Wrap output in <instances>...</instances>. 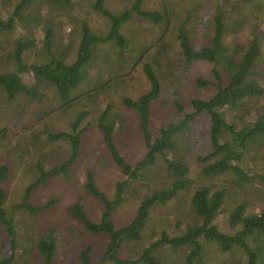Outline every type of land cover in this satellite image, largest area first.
Listing matches in <instances>:
<instances>
[{
	"label": "rangeland",
	"instance_id": "374dc122",
	"mask_svg": "<svg viewBox=\"0 0 264 264\" xmlns=\"http://www.w3.org/2000/svg\"><path fill=\"white\" fill-rule=\"evenodd\" d=\"M18 1L0 0V19H7ZM133 1L106 0L105 6L113 13L118 14L129 7ZM94 2L95 0H71V4L65 10L61 7L52 8L45 0L33 3L25 10L22 19H16V26L13 31H0V73L16 69L13 59L8 58V53L13 50L16 40L24 38H35L34 44L23 54L26 63L45 62L48 59L49 50L58 55L63 54L68 62H73L80 46L81 28L84 22L90 26L92 32L97 34L104 35L110 30V19L95 9ZM165 6L169 9L167 11L174 16L172 17V25H177L185 18L188 10H192L193 18L189 19L188 26L191 32L190 38L196 47L209 41L214 17L220 12H224L227 25L224 35L225 44L231 47L238 42L247 44L254 33L260 35L262 56L256 72L260 86L264 88V0L248 2L240 0H144L143 3L144 9L152 11L164 10ZM38 12L41 15L42 26L40 25V27L35 25V19H33V16ZM237 21L240 22V26L234 24ZM29 25H32L35 30L33 36L30 35L32 28L27 29ZM172 25L171 27L174 29ZM47 26H51L53 29L50 48H46L44 45L43 28ZM162 27L163 25L156 24L133 12L131 18L123 24L121 29L129 41L128 50L124 54H119V49L113 43L99 45L97 57L93 61L94 65L87 70L85 79L74 90L66 106H63L57 93L49 88L51 92L42 101L26 102V115L23 114V119H20L18 125H11L14 134L9 139V145L13 150V145L17 144L19 150L24 149V154L21 158L23 163L17 166L10 177L3 182V187L7 191L4 207L8 211L22 200L26 185L38 178L39 171L36 163L41 161L44 163V167L48 169L69 156V142L67 140H50L46 128H49L51 132H71V122L79 113L87 111L80 124V128L85 129V131L81 135L78 156L71 167L72 175L70 173L68 176L59 175L46 179L32 191L28 200L34 206L41 205L51 198L56 199V203L36 217L25 209H17L13 212L19 244L14 252L13 264H42V257L35 242L49 227L56 230L55 236L59 249L54 264H78V252L87 245L94 247L93 254L95 255L93 256L95 259L102 254L107 242L106 236L85 230L83 232L82 225L77 221L73 222V219L70 218L69 207L74 201L80 199V196H84V199L80 200L85 203L90 218L98 221L103 212V205L97 198L86 194L83 189L87 170L94 173L96 184L109 199L114 197L116 183L126 179L120 167L112 160L103 139V132L97 123L99 114L107 104L112 105V112L114 113L112 117L115 118L114 136L120 153L133 164L144 156L147 147L137 113L125 107L121 98L124 95L136 98L146 89L145 78L141 77V64L135 65V68L131 69L130 56L137 55L141 47L150 45L151 40L157 38ZM176 38V33L169 34L166 55L163 57L164 59L162 58L163 67L160 72L163 74L164 90L152 105L150 128L153 136L157 135L161 126L171 121H178L182 116V113L175 109L171 101L170 92L173 91L174 85L182 86L180 101L185 104L186 111H192L190 105L192 98H209L215 92L213 86L199 89L194 83V79L199 76L213 79L210 63L199 61L188 68L186 63L181 61L182 53L177 46H174L176 45ZM150 52L153 55L154 48L151 47ZM124 61L131 63L126 64L125 68L118 67ZM176 66L180 69L188 68V72L176 83H172L171 80H175L177 77V74L173 72V68ZM112 68L121 72L122 78L119 79L117 87L108 88L109 86H107L108 89H104L101 86L102 81L109 79L107 70ZM21 77L28 85L35 82L32 72L22 73ZM94 89H98L96 91L98 94L93 93ZM87 91L91 95H88ZM2 94L0 89V97ZM260 103L264 104V97H260ZM12 108L13 105L7 104L4 110L6 112L11 111ZM249 109L245 114V120L254 121L258 116V111L253 107ZM21 112H24V100ZM236 113L237 111H226V118L234 121L240 127L239 114ZM118 114L124 116L123 123ZM3 117L0 116V119ZM7 119H9L8 116L2 119L0 122L3 123L0 125H4ZM209 128V117L206 114H201L188 130L177 137L182 142L179 149L176 152L168 151L167 156L181 160L187 158L190 161V187L174 201L166 205H156L151 211L154 213L153 222L156 230L154 236L148 235L142 237L140 241L125 242L119 250L120 256L136 259L140 255L142 247L148 246L160 236L161 227H164L170 236H174L183 233L189 224L200 221L193 210L192 197L195 191L202 187V183L211 186L212 191L222 187L226 190L225 199L222 201L221 209L215 218V223L223 231L234 232L241 228L240 222L233 227L230 221L231 212L240 202L245 203V215L259 214L264 211V178L259 179L257 177H264V143L251 145L240 163L251 177H257L253 181L245 182L244 186H236L235 179L237 177L234 173H228L226 177L210 179L202 174L201 170L204 164L196 159L198 158L197 155H205L211 150ZM224 140H229L235 145L234 139L229 133L223 135L221 141ZM187 143L189 144L188 148ZM190 147H192V152L187 150ZM9 156L11 159L8 163L10 165L16 164L18 161V158H14L17 157L16 152L11 151ZM8 158L6 155L3 161L6 162ZM160 161L161 157L155 166L142 172V177L128 186L126 189L127 198L125 197L123 203L111 213V218L116 225L129 222L133 216V210L137 208V200L140 199L138 197L136 200L138 195L134 194V189L140 188L147 177L149 179L155 177L156 180L159 178L157 181L159 183L164 181L165 170ZM139 191V195L144 192L141 189ZM247 244L252 250H260L257 254L258 264H264V233L255 231L254 235L247 238ZM187 253L188 247L174 250L168 245H163L155 250V255L159 257L162 264H186ZM11 254L10 238L0 224V258L2 256L10 257ZM248 258V253L239 244L233 245L227 251H221L215 244H208L205 247L203 260L198 264H246ZM106 264L115 263L108 261Z\"/></svg>",
	"mask_w": 264,
	"mask_h": 264
},
{
	"label": "trees",
	"instance_id": "16d2710c",
	"mask_svg": "<svg viewBox=\"0 0 264 264\" xmlns=\"http://www.w3.org/2000/svg\"><path fill=\"white\" fill-rule=\"evenodd\" d=\"M37 1L39 0H19L12 14L7 19H0V31H13L16 26V19H22L25 10ZM45 1L49 3L50 7H61L63 10L71 4V0ZM105 1L95 0L93 6L98 12L110 19V30L104 35L97 34L92 32L90 26L84 22L81 28L80 46L73 62H68L65 55H58L49 50V56L45 62L26 63L23 54L25 50L34 44L35 38H24L16 40L13 50L8 53V58L13 59L16 69L0 73V89L3 92L2 97H0V116H4L0 121L5 119L6 116L9 118L4 122V125H0V224L10 238L12 249L10 257L2 256L0 258V264H13L14 252L19 246L13 212L17 209H25L34 214L35 217L39 216L42 211L51 208L57 200L51 198L41 205L34 206L28 202L32 191L50 177L68 176L70 173L72 175L71 167L78 156L81 135L85 131V129L80 128V124L87 111L79 113L71 122V132H51L49 128H46L50 140H67L69 142V156L48 169L44 167L43 162L36 163L39 171L38 178L26 185L22 200L13 205L12 209L8 211L4 207L7 191L3 187V182L10 177L17 166L23 163L21 158L24 154V149L20 148L21 150H19L17 144L13 145V150L9 145V139L14 134L11 125H18L20 119H23V114L26 115V102L42 101L51 92L49 88L57 93L63 106H66L74 90L85 79L87 70L94 65L93 61L97 57L99 45L113 43L119 49L118 53L124 54L128 50L129 41L121 32V29L123 24L131 18L133 12L156 24L163 25L157 38L151 40L150 45L141 47L137 55L130 56L132 63L124 61L123 64L118 66L125 68L126 64L131 63L130 67L134 69L135 65L141 64V77L145 78L146 89L136 98L124 95L121 101L125 107L137 113L147 150L144 156L135 161L134 164L120 153L114 136L115 118L112 117L114 115L112 105L107 104L99 114L97 123L103 132V139L112 160L120 167L126 179L116 183L114 197L109 199L96 184L94 173L87 170L83 189L86 194L97 198L102 203L103 212L100 214L98 221L90 218L85 203L80 200L84 199V196H80V199L74 201L69 207L70 218L73 219V222L77 221L82 225L83 232L85 230L86 232L104 235L107 242L102 254L97 259L93 256L95 254H93L94 247L92 245L82 247L78 252V264H106L108 261L115 264H162L159 257L155 255V250L163 245H168L174 250L188 247L186 264H198L203 260L205 247L208 244H215L221 251L230 250L233 245L239 244L248 253L249 258L246 264H258L257 254L260 250L249 248L247 238L254 235L255 231L264 233V211L259 214L245 215V203L240 202L231 212L230 221L233 227L240 222L242 224L241 228L236 229L234 232L223 231L215 223V218L221 209L222 201L225 199L226 190L222 187L212 191V187L205 183H202V187L198 188L192 197V207L200 221L189 224L183 233L174 236H170L166 229L161 227L160 236L148 246L142 247L141 253L136 259L120 256L119 250L125 242L131 243L140 241L142 237L148 235L154 236L156 230L154 229L152 209L156 205H166L174 201L182 192L189 189L191 183L189 176L190 161L187 158L184 160L169 158L167 152H176L179 149L182 142L177 137L188 130L201 114H206L209 117L211 144V150L207 154L197 155L198 158H196L204 164L201 170L202 174L207 178L214 179L221 176L226 177L228 173H234L237 177L235 179L236 186H244L245 182L253 181L257 177L259 179L264 178L262 176L251 177L240 164L244 159L245 152L251 145L264 143V104L260 103V97H264V88L260 86L258 73L256 72L262 56V39L260 35L254 33L247 44L238 42L233 47L225 44L224 35L227 25L224 12H220L214 17L213 30L209 41L196 47L190 38L191 32L188 26L189 19L193 18L191 9L188 10L183 20L177 25H172V17L174 16L167 11L169 9L166 6L164 10H146L143 8L144 0H134L129 7L116 14L105 6ZM240 1L248 2L251 0ZM33 19H35V25L40 27L41 15L39 12L33 16ZM234 24L240 26L239 21L234 22ZM28 28H32V25L27 26ZM43 30L45 34L44 45L46 48H50L53 29L51 26H47ZM34 32L35 30L32 28L30 35H35ZM171 33H176L177 40H175L176 45L174 46H177L182 53L181 61L186 63L188 68L199 61L210 63L213 79L199 76L194 79V83L199 89L213 86L215 92L209 98H192L190 100L192 111H186L185 104L180 101L182 86L174 85L173 91L170 92L171 101L175 109L182 113V116L178 121H171L161 126L157 135L153 136L150 128L152 105L164 90L163 74L160 71L163 67L161 64L162 58L166 55L168 37ZM151 47L154 48L153 55L150 52ZM173 69L177 77L175 80H171L172 83H176L188 72L186 68L180 69L178 66ZM25 72H32L35 80L33 84L28 85L23 81L21 74ZM107 72L110 77L108 80H103L101 86L104 89L117 87L119 79L122 78V73L113 68L107 70ZM107 86L109 87L107 88ZM97 90L94 89L93 93L98 94ZM87 92L88 95H91L89 91ZM23 100L24 112H21ZM7 104L13 105L11 111L6 112L4 110ZM252 107L257 109L258 116L254 121H247L245 120V114ZM226 111H237L236 114H239L238 118L241 123L240 127L234 121L226 118ZM119 117L123 123L124 116L119 115ZM225 133L232 135L235 145L229 140L221 141ZM188 147L189 144L187 143ZM187 150L192 152V147ZM11 151L16 152L17 157L14 158H18L17 163L14 165L8 163L11 159L9 156ZM6 155L9 158L5 162L3 158ZM159 157H161L160 163L165 170L164 181L159 183L157 182L159 178L156 180L155 177H152V179L147 177L140 188L134 189V194L138 195L136 200L138 197L140 199L137 200V208L135 207L136 210H133V216L129 219V222L127 221L128 223L116 225L111 218V213L123 203L125 197L127 198L126 189L132 182H136L137 179L142 177V172L155 166ZM160 184L162 186H159ZM139 189L144 191L142 195H139ZM157 225L159 226V223ZM55 231V228H47L35 242L36 248L42 257V264H54L57 257L59 249Z\"/></svg>",
	"mask_w": 264,
	"mask_h": 264
}]
</instances>
